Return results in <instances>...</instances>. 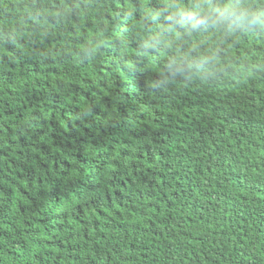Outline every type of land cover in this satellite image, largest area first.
<instances>
[{
	"label": "trees",
	"instance_id": "trees-1",
	"mask_svg": "<svg viewBox=\"0 0 264 264\" xmlns=\"http://www.w3.org/2000/svg\"><path fill=\"white\" fill-rule=\"evenodd\" d=\"M0 264H264V0H0Z\"/></svg>",
	"mask_w": 264,
	"mask_h": 264
}]
</instances>
